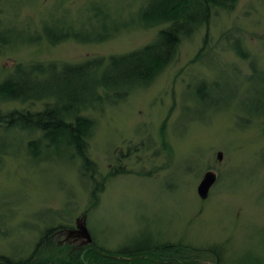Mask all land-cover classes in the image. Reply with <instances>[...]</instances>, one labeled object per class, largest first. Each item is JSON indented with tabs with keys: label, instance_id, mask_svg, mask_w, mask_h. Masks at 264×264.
<instances>
[{
	"label": "rangeland",
	"instance_id": "rangeland-1",
	"mask_svg": "<svg viewBox=\"0 0 264 264\" xmlns=\"http://www.w3.org/2000/svg\"><path fill=\"white\" fill-rule=\"evenodd\" d=\"M151 1L0 0V81L20 64H78L150 44L165 27L143 26ZM65 29L80 40L52 46L43 36ZM32 109L40 104L0 103L2 112ZM83 114L93 121L88 156L104 184L90 209L94 184L81 180L64 143L36 147L33 157L27 143L37 134L0 131V255L25 258L48 229L73 230L86 214L110 255L169 244L217 247L220 261L163 249L156 264H264V0L219 11L150 84ZM208 171L216 182L202 200Z\"/></svg>",
	"mask_w": 264,
	"mask_h": 264
},
{
	"label": "trees",
	"instance_id": "trees-1",
	"mask_svg": "<svg viewBox=\"0 0 264 264\" xmlns=\"http://www.w3.org/2000/svg\"><path fill=\"white\" fill-rule=\"evenodd\" d=\"M237 1L153 0L142 8L140 17L143 26L165 27L150 44L125 54L92 58L78 64L50 62L16 65L0 81V103L14 102L28 104L29 107L40 104V109L0 111V131L13 129L37 134L35 140L27 143L28 153L33 157L36 147L40 153L43 148H57L64 143L73 152V157L80 161L78 174L81 180L94 184L89 193V209L94 207L100 186L104 184L97 182L96 166L88 156L93 121L83 113L92 111L109 99H123L134 85L150 84L173 61L182 40L209 26L212 17L219 11H232ZM51 31L47 33L44 30L43 36L52 46L66 40H80L73 29H65L57 39ZM105 40L87 37L81 41L100 43ZM3 150L0 148V152ZM56 232L50 228L43 233L32 253L25 258L12 259L0 255V264H88L89 261V264H128L127 261L113 259V255L104 256L106 252L99 249L71 251L66 246L57 247L53 241ZM164 249L172 251L169 252L171 254L196 255L200 252L203 256L211 253L220 261L217 247L198 250L186 245L182 248L168 245ZM158 251H132L127 257L134 258L137 264H156L153 255ZM198 254L196 257H200Z\"/></svg>",
	"mask_w": 264,
	"mask_h": 264
},
{
	"label": "flooded vegetation",
	"instance_id": "flooded-vegetation-1",
	"mask_svg": "<svg viewBox=\"0 0 264 264\" xmlns=\"http://www.w3.org/2000/svg\"><path fill=\"white\" fill-rule=\"evenodd\" d=\"M70 231H75V230H58L55 235H54V240H56L58 237H62V240L58 241L56 240V246H59L61 244H63V246L68 247L71 251H80V250H89V249H94V250H102L106 253H104V256H109V254L107 253L106 250H104L103 248H101L99 245H97L91 234V239H92V243L91 244H86L85 243V239H82L80 237H78L77 234L72 233V235L70 234ZM89 231V230H88ZM90 233V232H89ZM169 244H154L152 246L147 245V246H143L142 248L139 249H133V250H129V249H125V250H117L115 251L116 255H113V259L115 260H121V261H127L128 264H137V262L135 261L134 258H130L127 257V254L131 253L132 251H138V250H152V251H157V250H163L166 246H168ZM163 248V249H162ZM90 263V261H89ZM88 263V264H89Z\"/></svg>",
	"mask_w": 264,
	"mask_h": 264
},
{
	"label": "water",
	"instance_id": "water-1",
	"mask_svg": "<svg viewBox=\"0 0 264 264\" xmlns=\"http://www.w3.org/2000/svg\"><path fill=\"white\" fill-rule=\"evenodd\" d=\"M218 157L220 159L221 155L218 154ZM215 182L216 175L213 172L208 171L204 174L197 188V193L200 199L205 200L208 197L210 189L215 184ZM73 230L75 231H70L71 235L72 233H75L78 235V237L85 239L86 244L92 243V239L86 225V214L82 215L76 220V226Z\"/></svg>",
	"mask_w": 264,
	"mask_h": 264
}]
</instances>
